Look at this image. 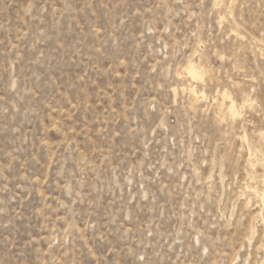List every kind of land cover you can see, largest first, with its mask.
<instances>
[{"label": "rangeland", "instance_id": "374dc122", "mask_svg": "<svg viewBox=\"0 0 264 264\" xmlns=\"http://www.w3.org/2000/svg\"><path fill=\"white\" fill-rule=\"evenodd\" d=\"M263 180L264 0H0V264H264Z\"/></svg>", "mask_w": 264, "mask_h": 264}, {"label": "bare ground", "instance_id": "6f19581e", "mask_svg": "<svg viewBox=\"0 0 264 264\" xmlns=\"http://www.w3.org/2000/svg\"><path fill=\"white\" fill-rule=\"evenodd\" d=\"M184 71H185V73L188 74V76L192 79V81H194V83L195 82L197 83L198 81H202L203 82L205 72L202 70V68L200 66L196 65L192 61H188L187 65L184 68ZM198 83H200V82H198ZM188 89H189V93L193 96V98L196 101L199 98H202V99L205 98V93L204 92H200V91L197 92L195 90V88H193L192 86H190ZM220 97H219L220 100H221V102H220L221 104L220 105H224V103L227 102V104H226L227 105L226 106L227 113L229 114L230 117L235 118L238 115V110H237V106H236L235 101L230 97V95L226 91L222 92L221 95H220ZM242 139L245 140V137L243 136ZM249 154H250V151H249ZM263 198H264V193H263ZM261 199H262V197H261Z\"/></svg>", "mask_w": 264, "mask_h": 264}]
</instances>
